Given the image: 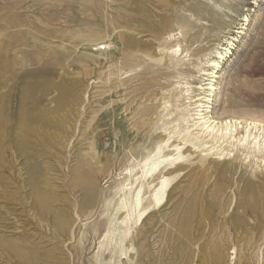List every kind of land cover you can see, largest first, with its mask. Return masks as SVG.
Here are the masks:
<instances>
[{
    "label": "rangeland",
    "instance_id": "1",
    "mask_svg": "<svg viewBox=\"0 0 264 264\" xmlns=\"http://www.w3.org/2000/svg\"><path fill=\"white\" fill-rule=\"evenodd\" d=\"M261 1L186 0L206 18L211 10L227 15L206 40L208 52L246 24L223 65L217 117L264 123ZM115 5L0 0V264H264V189L251 176L262 168L241 153L194 155L123 249L106 236L113 212L105 200L151 144L134 140L124 88L113 96L108 53H97L110 43ZM162 26L178 30L175 18ZM230 100L235 108L226 107Z\"/></svg>",
    "mask_w": 264,
    "mask_h": 264
},
{
    "label": "bare ground",
    "instance_id": "2",
    "mask_svg": "<svg viewBox=\"0 0 264 264\" xmlns=\"http://www.w3.org/2000/svg\"><path fill=\"white\" fill-rule=\"evenodd\" d=\"M113 1L120 8L115 5L110 16V43L98 46L97 53H108V84L113 96L119 94L118 88H124V110L136 135L134 140L140 136L139 141L151 140L148 148H142L139 160L129 165L128 176L117 183L113 198L105 200V207L113 212L105 221L106 236L111 243L118 238L123 249L133 227L163 205L173 183L171 174L194 155L204 161L210 156L241 153L262 168L251 176L252 184L263 190L264 123L220 118L212 111L221 91L223 65L229 66L238 42L233 34L244 35L246 24L226 34L222 43L208 52L205 42L223 29L225 13L211 10V17L206 18L186 0ZM260 2L252 0V6ZM172 18L177 31L173 26H162ZM242 19L249 23L247 16ZM97 41L102 42L103 37L98 35ZM135 80L139 84L131 87ZM236 106L233 100L226 101L227 108ZM135 171L139 176L133 177Z\"/></svg>",
    "mask_w": 264,
    "mask_h": 264
}]
</instances>
